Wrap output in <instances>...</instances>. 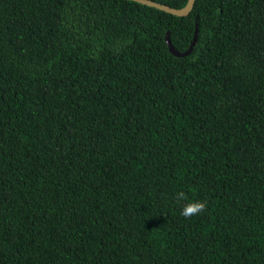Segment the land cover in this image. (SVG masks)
Listing matches in <instances>:
<instances>
[{
  "label": "trees",
  "instance_id": "1",
  "mask_svg": "<svg viewBox=\"0 0 264 264\" xmlns=\"http://www.w3.org/2000/svg\"><path fill=\"white\" fill-rule=\"evenodd\" d=\"M0 264H264V0H0Z\"/></svg>",
  "mask_w": 264,
  "mask_h": 264
},
{
  "label": "water",
  "instance_id": "2",
  "mask_svg": "<svg viewBox=\"0 0 264 264\" xmlns=\"http://www.w3.org/2000/svg\"><path fill=\"white\" fill-rule=\"evenodd\" d=\"M127 1H132V2L141 4V5L150 7V8H154L156 10L162 11L172 16L185 17V16H188L192 12L197 0H188L187 4L183 8H180V9L171 8L167 5L160 4V3H157L151 0H127ZM197 32L198 30H197V25H196L193 41L190 44L189 48L184 52H178L176 49H174L168 37L169 32H166L164 36V41L167 45L169 53L176 57H184V56L190 55L193 52V49L196 45Z\"/></svg>",
  "mask_w": 264,
  "mask_h": 264
},
{
  "label": "clouds",
  "instance_id": "3",
  "mask_svg": "<svg viewBox=\"0 0 264 264\" xmlns=\"http://www.w3.org/2000/svg\"><path fill=\"white\" fill-rule=\"evenodd\" d=\"M186 198L187 197L183 192H178L176 194V199L178 201L185 200ZM205 208H206V201L189 202L181 208L180 215L187 219L191 216L198 215L199 213L204 211Z\"/></svg>",
  "mask_w": 264,
  "mask_h": 264
}]
</instances>
